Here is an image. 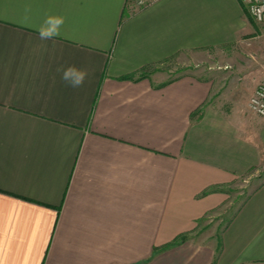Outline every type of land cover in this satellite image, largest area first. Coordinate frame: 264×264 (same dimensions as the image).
Returning a JSON list of instances; mask_svg holds the SVG:
<instances>
[{
	"label": "crops",
	"instance_id": "obj_1",
	"mask_svg": "<svg viewBox=\"0 0 264 264\" xmlns=\"http://www.w3.org/2000/svg\"><path fill=\"white\" fill-rule=\"evenodd\" d=\"M46 14L66 17L55 44ZM250 33L239 0H0V264H264V66L226 87L211 54ZM175 56L177 74L148 69Z\"/></svg>",
	"mask_w": 264,
	"mask_h": 264
},
{
	"label": "rangeland",
	"instance_id": "obj_2",
	"mask_svg": "<svg viewBox=\"0 0 264 264\" xmlns=\"http://www.w3.org/2000/svg\"><path fill=\"white\" fill-rule=\"evenodd\" d=\"M245 15L250 22L252 33L247 35L241 43H236L222 50L211 51L212 56H215V60L213 61L216 65L215 67L218 68L219 66L217 65H222L218 70L226 87L235 83L236 72H239L240 69H242L241 72H245L260 62L264 66V23H256L246 12ZM181 58L180 56H175L148 69L154 71L163 70L174 75L184 68ZM255 58H258L257 61L252 63V60H255ZM261 175H263L262 172L258 176L248 179L242 178L233 184L232 188L234 192L232 193L230 204L228 203L221 210L214 211L206 217L201 222L198 231L208 238L216 237L228 223L235 208L240 205L247 193L261 180Z\"/></svg>",
	"mask_w": 264,
	"mask_h": 264
},
{
	"label": "clouds",
	"instance_id": "obj_3",
	"mask_svg": "<svg viewBox=\"0 0 264 264\" xmlns=\"http://www.w3.org/2000/svg\"><path fill=\"white\" fill-rule=\"evenodd\" d=\"M245 5L249 6V12L255 17L258 23L264 22V4H260L259 0L253 3L252 0H244ZM31 9H25V20ZM66 17L62 14H46L41 23L35 26L37 37L40 41H52L53 44L58 38L64 35ZM60 79L66 87L73 89L82 88L89 77L86 69L78 67L73 63L61 64L57 67Z\"/></svg>",
	"mask_w": 264,
	"mask_h": 264
},
{
	"label": "built area",
	"instance_id": "obj_4",
	"mask_svg": "<svg viewBox=\"0 0 264 264\" xmlns=\"http://www.w3.org/2000/svg\"><path fill=\"white\" fill-rule=\"evenodd\" d=\"M157 0H133L134 5L137 8L149 5ZM243 6L244 11L256 22L254 16L249 12V6L245 5L244 0H239ZM253 3H256V0H252ZM260 4H264V0H259ZM264 23V22H261ZM250 110L259 117H264V77L257 84L250 100H249Z\"/></svg>",
	"mask_w": 264,
	"mask_h": 264
}]
</instances>
